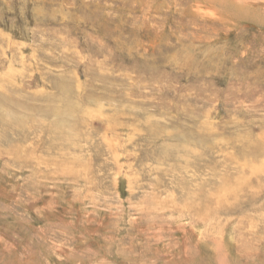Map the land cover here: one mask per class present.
I'll return each instance as SVG.
<instances>
[{
	"label": "rangeland",
	"instance_id": "rangeland-1",
	"mask_svg": "<svg viewBox=\"0 0 264 264\" xmlns=\"http://www.w3.org/2000/svg\"><path fill=\"white\" fill-rule=\"evenodd\" d=\"M0 264H264V0H0Z\"/></svg>",
	"mask_w": 264,
	"mask_h": 264
}]
</instances>
